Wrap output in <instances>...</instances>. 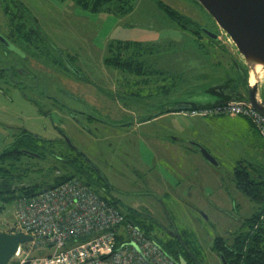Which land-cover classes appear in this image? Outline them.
I'll list each match as a JSON object with an SVG mask.
<instances>
[{
  "label": "rangeland",
  "instance_id": "374dc122",
  "mask_svg": "<svg viewBox=\"0 0 264 264\" xmlns=\"http://www.w3.org/2000/svg\"><path fill=\"white\" fill-rule=\"evenodd\" d=\"M4 3L22 8L26 22L31 17L35 19L47 39L35 38L33 46L19 35L9 47L0 41V66H18L30 73L29 77L17 72L8 76L6 71L5 79L0 80V152L10 143L15 130L12 128L24 127L41 136L57 138L54 123L67 131L99 174L105 173L114 187L109 191L114 198L134 209L148 210L147 222L151 221L155 232L156 222L174 221L180 233H187L192 249L198 247L204 264H221L213 251L214 240L223 237L231 242L244 220L256 210V205L236 188L233 171L239 161L264 167V146L259 142L257 128L258 138L244 118L208 116L235 118L214 120L175 115L158 120L165 114L148 126L135 124L130 130L117 129L119 140L129 131L132 138V145L129 140L119 143L129 149L128 156H123L115 145H99L98 131L97 139H92L72 120L68 123L59 115L61 105L56 107L53 100L40 99L39 93L43 86L48 87L49 93L56 94L66 105L96 117L100 114L94 107L100 105L102 93L113 99L114 107L127 104L125 115H159L176 103L209 102L214 97L208 88L228 75H237L235 61L248 70L229 35L197 0H123L104 7H110L111 12L96 13L73 0H0L1 21L7 20L1 11ZM161 4L185 18L181 23L171 21ZM203 29L218 34L219 40L214 43L200 32ZM8 33L0 29L5 39ZM116 42L139 44L149 67L147 74L139 77L107 67L105 59L112 56L110 45ZM36 45L39 49H35ZM61 52L70 58V72L63 73L60 68L59 61L64 59ZM32 64L48 70V75L39 73L43 77L39 87L33 86L37 80L32 76ZM72 68L79 72L74 73ZM263 70L260 67V74H264ZM62 73L64 79L59 76ZM122 78L129 80L127 86L121 85ZM19 80H25L26 86L16 87ZM85 116L70 112L71 118L76 117L94 130L98 125H90ZM191 139L205 147L219 165H212L200 151L189 152ZM24 161L35 164L34 169L44 170H32L21 187L50 183L45 170L50 161L27 157ZM91 188L99 193L94 186ZM14 210L13 202H0V233H14Z\"/></svg>",
  "mask_w": 264,
  "mask_h": 264
},
{
  "label": "built area",
  "instance_id": "2783aa9c",
  "mask_svg": "<svg viewBox=\"0 0 264 264\" xmlns=\"http://www.w3.org/2000/svg\"><path fill=\"white\" fill-rule=\"evenodd\" d=\"M184 112L186 116L243 117L264 142V115L250 106L229 104ZM14 207L13 234L23 233L32 241L19 245L12 263L178 264L155 239L126 221L109 199L79 179L32 197L21 196Z\"/></svg>",
  "mask_w": 264,
  "mask_h": 264
},
{
  "label": "trees",
  "instance_id": "16d2710c",
  "mask_svg": "<svg viewBox=\"0 0 264 264\" xmlns=\"http://www.w3.org/2000/svg\"><path fill=\"white\" fill-rule=\"evenodd\" d=\"M73 1L92 13L100 12L101 10L111 12L110 7H104L116 2L123 3V0ZM161 7H163L168 13L171 21L181 23V20L185 18L164 4H161ZM33 21L37 24L36 20ZM16 30L19 31L20 35L24 36H39L41 34L45 36L39 28L34 32H31L26 27H20ZM212 41L214 43L217 42L214 40ZM139 50L138 43L116 42L113 45H110V53H112V56L106 58L105 63L109 68L123 70L141 77L147 74V69L149 67ZM238 66L241 67V65L235 61V68L237 69L236 76L228 75L226 80L222 81L219 86L211 90V92L217 96V104H223L232 99H241V94L246 93L248 81L244 82L243 76L239 73ZM193 106L194 108H200L208 106V104L194 103ZM170 112L181 111H170L167 109L161 114H167ZM50 148H56L55 143H50ZM194 149L199 151L196 147H194ZM25 157L34 158L23 153L10 152L9 150L0 155L1 203H14L15 200L21 196L32 197L45 189L55 188L70 179H79L90 187L94 186L95 189L99 191L98 194L105 199H109L116 208L119 206L115 199L110 198L108 194L102 193L99 185H97L91 174L87 171L88 166L86 168L85 165L87 164L79 153L60 156L65 159L64 161H59L50 155H44L41 160L44 162H51V166L45 169L48 175H50V183L45 182L44 184L24 185L21 187L20 184L22 183V180H24L32 170H44L34 169L36 165L30 161H24ZM233 174L236 188L256 205V210L250 218L244 220L231 242L223 237L216 238L213 244V251L219 256V258L222 255L229 264H264V167L262 165L260 166L252 163L247 164L244 161H239L234 168ZM123 210L124 211H119L125 216L126 221L139 225L140 227H146L147 223L150 224L148 226L150 229L142 230L146 235L155 239L161 245L169 258L175 261H179L182 258L190 260L191 258L193 264H204L200 258L201 253L198 247L196 250L192 249L189 241L186 240V232L184 234L182 233V235L180 234V241L172 243L170 240H165L157 235L155 227L150 223L151 221L147 222V219L142 220L131 209ZM9 264L15 263L9 262Z\"/></svg>",
  "mask_w": 264,
  "mask_h": 264
},
{
  "label": "flooded vegetation",
  "instance_id": "af4514ba",
  "mask_svg": "<svg viewBox=\"0 0 264 264\" xmlns=\"http://www.w3.org/2000/svg\"><path fill=\"white\" fill-rule=\"evenodd\" d=\"M1 5H2L1 11L3 12V14L7 18V20L6 19L4 21L0 20V29L5 30V31H9L8 37H6V40L8 41V43L12 44L11 40L13 38L15 39L17 37V35H19L20 38H24L25 43L29 44V46L35 45V43H33L35 38L41 37V38L47 39V37L43 36L42 34L39 36H37V35H32V36L20 35L19 31L16 30L17 28H20V27L25 28L26 27L31 32L32 31L34 32L38 28L40 29V27L38 26V24H36L33 21L35 19H33L32 17L29 19V22L27 23L26 22L27 18L25 19L24 14L21 13L22 8L17 7L15 4H13V7H15V9L12 7V5H10V3H4ZM15 31H17L18 34L15 33ZM10 44H8V47L10 46ZM35 49H39L37 45H36ZM12 50L16 51L18 49L12 47ZM61 53L64 56V59H63L64 61L63 60L59 61L60 68L63 70V73L64 72H70V68H71L70 67V58H68L66 55H64L63 52H61ZM32 67H33V68H31L32 69L31 71L33 72L32 76L37 80L33 86L39 87L41 85L42 80H43V77L39 76V73H42L43 75H46V74L48 75V70L45 68H42L40 66L33 65V64H32ZM6 71L9 72L8 76H13L16 74V72L19 74L23 73L22 74L23 76H27V77L30 76L29 72L21 70L18 66L17 67L9 66L7 69L0 66V80L3 78L5 79ZM72 71L74 73L79 72L76 68H72ZM147 72H148V70H147ZM63 73L60 74L59 76H60V78L62 76L64 79ZM26 84L27 83L25 80H19L17 83H15L16 87H18L19 85H23V86L25 85L26 86ZM127 84H129V80L126 78H124V79L122 78L121 79V85L127 86ZM43 87H44V90H42V92L39 91L40 92L39 93L40 99L53 100L54 103L56 104V107H59L58 105H61V107L58 108V109H60L59 115H61V117L65 118V119H67L68 123H70L69 121L72 120L78 126L79 131H81V132L84 131L85 133H87V135L89 137H92V139H97L95 137V134H96V131H98L99 140L97 139V141H98L99 145H103V144H105L107 146L115 145L116 149L119 150L118 153H120L123 156H128L127 151L129 149L126 145H125V147L124 146L121 147L119 145V143L123 140L126 144L129 140V142H130L129 144L132 145V142L130 141V139H132V138L129 137V135H130L129 130L132 129V127L135 124H137V126H148L149 124L154 122V120L157 119L158 117H160L161 115H165V114H161V113H163L164 110L159 115L150 114L147 112H143L140 114L136 113L135 115L133 113H132V115L131 114L125 115L123 113V111L128 110L127 104H126L127 107L126 106L122 107V105L119 107L118 106L114 107V106H112V103L114 102L113 99L110 98V96L107 93L106 94L102 93L101 96H99L100 105L97 107L96 106L94 107V109L98 110V112L100 114L99 117H96L92 114L73 109L72 107H70V105H66L64 102H62L58 98V96H56V94L49 93L48 87H45V86H43ZM56 91H57L56 93H58V90H56ZM71 111L82 114V115H86L85 118L90 125H94V124L96 125L97 124L98 126H96L94 128V130L88 128V126L84 122L79 121L76 117L71 118L70 117ZM160 119H162V118H159L158 120H160ZM53 128H54L56 134L58 135L57 138L44 137V136H41V135H39V134H37L31 130H28L24 127L12 128V129H15V130H13V132H11L12 133V139L10 140V143L8 145H6L4 147V149L0 152V155L3 154L4 152H6L7 150H9L10 152L23 153V154H26L28 156H32L38 160H41L44 155H50V156L55 157L59 161H64L65 159L63 157H60V156L71 155L72 153H75V154L79 153L80 155H82L83 159L85 160L86 155L82 149H80L78 146H76L72 142L74 147H76V149H77V151H75L66 143L64 136L68 135L67 131H64V130L58 128V126H56L54 123H53ZM119 128L120 129H123V128L129 129L128 130L129 132L126 133V135L124 137L121 136L123 139H120V140H119V136L121 134H118L119 131H117V129H119ZM85 140L87 141V139H85ZM107 140H110V141L107 142ZM83 141H84V139H83ZM50 143H55L56 148H50ZM147 145H149V144L147 143ZM134 147H135V145H134ZM109 149L112 150V148H109ZM85 162L87 164V165H85L86 168L88 166L87 171L91 174L92 178L97 183V185H99V188L101 189L102 193H105V194L112 196L111 192H109V191L111 189H113L114 187L111 186L112 184L108 180V178L106 177L105 173L101 172V174H99V170L94 163H90L86 160H85ZM126 162L127 161H125V163ZM89 168H91L92 170ZM95 168H97L98 171ZM92 174H94V175H92ZM134 175H136V173ZM128 181H131V178H128ZM113 199H115L118 202L119 206L122 207L123 209L133 210L139 216V218H141L142 220H145V219L150 217V215L146 214V212L148 213V210L134 209V207H131L127 204H124L121 201L119 202L114 197H113ZM151 217H153V216H151ZM156 224H158L157 228H156V230H157L156 232L161 236V238H163L165 240H170L172 243L180 241L179 237H180V234L182 235V233H180L178 231V229L175 227L174 221H171V222L169 221V222L165 223V222H161V220H160V221H158V223L156 222ZM182 261L185 262L186 264H193L191 262L192 261L191 258H190V260L182 258L178 262H182ZM220 261H221V259H220Z\"/></svg>",
  "mask_w": 264,
  "mask_h": 264
},
{
  "label": "water",
  "instance_id": "95a60500",
  "mask_svg": "<svg viewBox=\"0 0 264 264\" xmlns=\"http://www.w3.org/2000/svg\"><path fill=\"white\" fill-rule=\"evenodd\" d=\"M197 1L215 19L219 27L225 31L227 35H229L230 39L235 44L236 49L244 60L243 63L248 67V70L246 71L242 68V66H238L239 73L243 76L244 82L248 81V86L246 88V93L241 94V99H232L226 103L217 104V96L214 95L211 90L219 86L222 83L221 82L207 89V92L214 97V100L209 102H181L176 103L167 109L170 111L184 112L214 108L221 105L243 104L254 108L264 115V87L262 84V74H260V70L257 75L258 78L256 82L254 84L251 83L253 71L258 66H261L264 69V0ZM203 32L212 40H219L218 34L207 29H203ZM0 41L7 46L9 44L8 41L1 35ZM194 103L208 104V106L194 108ZM64 139L72 149L77 151L76 147H74L72 141L67 136H64ZM190 143L199 149L208 162L214 166L219 165L215 157L205 147L196 142ZM95 169L97 170V168ZM179 239L181 240L180 237ZM29 241H32V238L24 235L23 233H0V264H9L11 258L17 252L19 245ZM220 259L222 264H229L222 255L220 256ZM176 263L186 264L183 261Z\"/></svg>",
  "mask_w": 264,
  "mask_h": 264
},
{
  "label": "crops",
  "instance_id": "0c3cea01",
  "mask_svg": "<svg viewBox=\"0 0 264 264\" xmlns=\"http://www.w3.org/2000/svg\"><path fill=\"white\" fill-rule=\"evenodd\" d=\"M263 82H264V74H262V83H263ZM175 115L183 116V117H186V118H193V119H195V118H197V117H200V116H193V117H191V116H185L182 112H170V113H167L162 119L169 118V117H173V116H175ZM225 117L233 118L232 120H234L235 118H238V117H235V118H234V117H230V116L208 117V118H211V119H214V120H218V119L225 118ZM239 118H243V117H239ZM244 119H245V118H244ZM245 120H247V119H245ZM247 122H248V124L250 125V127L252 128L253 133L255 134V136H257V138H258L259 135H258V133H257V131H256V129H255V127L253 126V124H252L249 120H247ZM187 124H188V123H187ZM187 124H186V125H187ZM181 128L183 129L184 127H181ZM258 139H259L260 144L264 146V144H263L261 138L259 137ZM190 141L195 142L196 140L191 139ZM189 144H190L191 146L189 147V149L187 148V150H188L189 152L194 151V150H195V149H194L195 146L192 145L191 143H189Z\"/></svg>",
  "mask_w": 264,
  "mask_h": 264
},
{
  "label": "bare ground",
  "instance_id": "6f19581e",
  "mask_svg": "<svg viewBox=\"0 0 264 264\" xmlns=\"http://www.w3.org/2000/svg\"><path fill=\"white\" fill-rule=\"evenodd\" d=\"M260 67L261 66H258L252 73V76H251V83L252 84H254L256 82L257 78H258L257 75L259 73Z\"/></svg>",
  "mask_w": 264,
  "mask_h": 264
}]
</instances>
